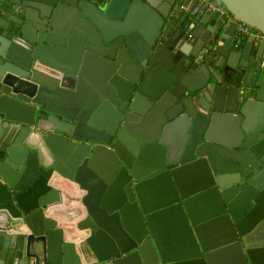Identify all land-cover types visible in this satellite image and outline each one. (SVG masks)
Instances as JSON below:
<instances>
[{
  "label": "water",
  "instance_id": "1",
  "mask_svg": "<svg viewBox=\"0 0 264 264\" xmlns=\"http://www.w3.org/2000/svg\"><path fill=\"white\" fill-rule=\"evenodd\" d=\"M0 264H264V0H0Z\"/></svg>",
  "mask_w": 264,
  "mask_h": 264
},
{
  "label": "built area",
  "instance_id": "2",
  "mask_svg": "<svg viewBox=\"0 0 264 264\" xmlns=\"http://www.w3.org/2000/svg\"><path fill=\"white\" fill-rule=\"evenodd\" d=\"M202 3H205V4L207 5V4H208V0H198V4H202ZM196 8H199V7L197 6ZM247 29H248V28H247L245 25H241V26L239 27V31H240V33H244V32H246Z\"/></svg>",
  "mask_w": 264,
  "mask_h": 264
}]
</instances>
